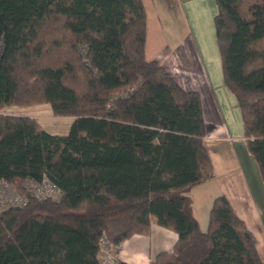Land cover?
I'll return each instance as SVG.
<instances>
[{
  "label": "trees",
  "instance_id": "trees-1",
  "mask_svg": "<svg viewBox=\"0 0 264 264\" xmlns=\"http://www.w3.org/2000/svg\"><path fill=\"white\" fill-rule=\"evenodd\" d=\"M215 2L224 82L264 188V0ZM145 32L142 0H0V179L25 197L0 209V264H101V236L118 246L153 218L177 239L147 264H264L224 194L199 227L190 188L214 176L200 93L145 57ZM41 102L73 117L67 133L5 110ZM43 178L57 199L26 184Z\"/></svg>",
  "mask_w": 264,
  "mask_h": 264
},
{
  "label": "crops",
  "instance_id": "crops-1",
  "mask_svg": "<svg viewBox=\"0 0 264 264\" xmlns=\"http://www.w3.org/2000/svg\"><path fill=\"white\" fill-rule=\"evenodd\" d=\"M178 45L187 54V64L178 55ZM147 59L158 61L184 89L200 93L206 124L204 143L214 176L190 188L194 213L199 207L202 210L200 213L207 219L214 197L224 194L235 213L254 233L256 247L264 263V230L256 228L261 222V213L264 214V195L258 180H247V177L251 178L254 174V170L247 164L248 152L230 134V114L238 104L235 95L227 88L223 78L219 77L217 69L210 74L192 38L176 45L167 40L160 42L157 51ZM201 229H206V221ZM176 239L175 231L157 224L153 218L150 233H135L118 244L117 260L147 264L158 252L170 251Z\"/></svg>",
  "mask_w": 264,
  "mask_h": 264
},
{
  "label": "rangeland",
  "instance_id": "rangeland-1",
  "mask_svg": "<svg viewBox=\"0 0 264 264\" xmlns=\"http://www.w3.org/2000/svg\"><path fill=\"white\" fill-rule=\"evenodd\" d=\"M142 2L146 17L144 42L146 58L151 57L157 51L160 42L163 43L167 40L170 44L176 45L178 42H188L192 38V42H194L199 50L207 70L212 74L217 69L219 77H222L224 81L221 57L215 36L214 15L217 9L215 0H142ZM5 110L16 114L32 115L43 129L53 134L67 133L73 120V117L70 115H54L48 102L9 106ZM230 115L232 119L229 125L230 134L233 140L236 143H241L246 152H248L239 104L235 105L234 111ZM248 156L249 163L247 164L254 170V174L251 177L252 179L247 177V180L249 182L258 180L264 195V188L256 163L249 152ZM242 167L245 170L243 163ZM201 211L198 207L194 215L199 227L201 228V225L206 221L207 228L209 214L207 219H205L200 213ZM256 228L261 231L264 230L263 213H261V222L259 225H256Z\"/></svg>",
  "mask_w": 264,
  "mask_h": 264
},
{
  "label": "built area",
  "instance_id": "built-area-1",
  "mask_svg": "<svg viewBox=\"0 0 264 264\" xmlns=\"http://www.w3.org/2000/svg\"><path fill=\"white\" fill-rule=\"evenodd\" d=\"M26 184L29 185L33 195L37 198L57 199L60 195V189L57 184L46 178ZM24 201V195L9 180L0 179V209L9 205H22ZM116 247L104 235L100 237L98 259L101 264H115L118 261Z\"/></svg>",
  "mask_w": 264,
  "mask_h": 264
}]
</instances>
